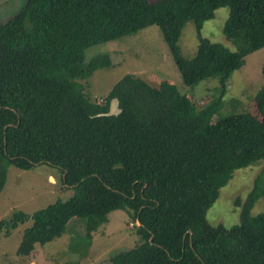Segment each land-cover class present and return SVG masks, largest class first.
Masks as SVG:
<instances>
[{
    "label": "trees",
    "instance_id": "16d2710c",
    "mask_svg": "<svg viewBox=\"0 0 264 264\" xmlns=\"http://www.w3.org/2000/svg\"><path fill=\"white\" fill-rule=\"evenodd\" d=\"M219 8L229 10L222 34L235 51L201 36ZM188 23L197 38L191 59L178 45ZM151 26L184 86L218 81L206 106L197 108L174 85L130 74L103 103L91 101L82 82L101 64L85 51ZM262 48L264 0H27L0 24V192L9 167L45 164L70 193L31 214L13 211L0 220V238L31 221L17 248L27 256L73 219L89 235L123 210L139 243L112 264H264V214H250L264 197V168L234 201L236 225L206 219L233 173L264 160V83L253 97L258 117L235 112V103L223 110L231 74ZM112 99L120 114L98 116Z\"/></svg>",
    "mask_w": 264,
    "mask_h": 264
},
{
    "label": "rangeland",
    "instance_id": "374dc122",
    "mask_svg": "<svg viewBox=\"0 0 264 264\" xmlns=\"http://www.w3.org/2000/svg\"><path fill=\"white\" fill-rule=\"evenodd\" d=\"M26 1L0 0V24L17 13ZM228 14V8L215 10L214 18L203 24L200 33L210 42L235 51V47L222 34ZM178 45L184 58L191 59L195 55L197 38L194 24L188 23L184 27ZM85 53L88 59L98 57L101 64V68L91 78L82 82L86 90L88 88L91 101L98 104L103 103L113 85L127 74L153 84L174 85L197 108L207 105L211 89L218 83L216 79H209L192 87L184 86L156 26L117 42L90 47ZM263 68L264 48L247 56L244 66L231 74L225 87L223 110H228L230 104L235 103V112H249L255 117L259 116L253 97L264 83ZM263 168L264 160L258 166L233 173L207 211L206 219L209 224H222L229 228L238 223L239 209L234 206V201L236 198H245ZM69 193L61 183L56 169L48 165H38L27 171L9 167L5 185L0 192V220L9 217L15 210L31 214L59 199H66ZM250 214H264V197L255 203ZM136 224L138 225L137 221ZM30 225L31 221L19 225L8 237L1 236L0 264H112L110 258L113 255L133 249L139 243L132 228V219L123 210H115L107 215L105 223L89 235L85 231V222L83 224L82 221L73 219L67 224L61 237L43 246L35 244L27 256L19 255L17 248L23 231Z\"/></svg>",
    "mask_w": 264,
    "mask_h": 264
},
{
    "label": "water",
    "instance_id": "95a60500",
    "mask_svg": "<svg viewBox=\"0 0 264 264\" xmlns=\"http://www.w3.org/2000/svg\"><path fill=\"white\" fill-rule=\"evenodd\" d=\"M119 103H118V100L117 99H112L110 101V104H109V108H108V112L105 113V114H99L98 116H117L118 114H120L121 110L119 109L118 107ZM36 166L39 165V164H35ZM138 222V225H139V221L137 220ZM187 233L189 235H191V231H187ZM152 239V236L150 237L149 241H151Z\"/></svg>",
    "mask_w": 264,
    "mask_h": 264
},
{
    "label": "clouds",
    "instance_id": "9594fccd",
    "mask_svg": "<svg viewBox=\"0 0 264 264\" xmlns=\"http://www.w3.org/2000/svg\"><path fill=\"white\" fill-rule=\"evenodd\" d=\"M130 226H131V224H130Z\"/></svg>",
    "mask_w": 264,
    "mask_h": 264
}]
</instances>
